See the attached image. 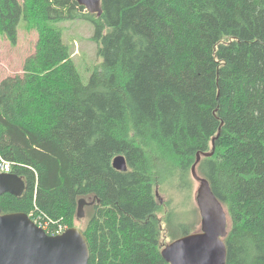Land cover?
I'll return each instance as SVG.
<instances>
[{"label":"trees","instance_id":"16d2710c","mask_svg":"<svg viewBox=\"0 0 264 264\" xmlns=\"http://www.w3.org/2000/svg\"><path fill=\"white\" fill-rule=\"evenodd\" d=\"M102 9L0 0L12 44L22 19L38 33L24 73L0 82V153L26 183L21 196L0 195L3 212L37 209L77 227L84 198L89 264H170L165 237L198 223L175 224L177 207L158 193L190 191L201 153L198 174L228 216L227 264H264V0H102ZM68 19L95 26L102 61L87 84L48 23ZM120 154L126 171L113 165Z\"/></svg>","mask_w":264,"mask_h":264},{"label":"water","instance_id":"95a60500","mask_svg":"<svg viewBox=\"0 0 264 264\" xmlns=\"http://www.w3.org/2000/svg\"><path fill=\"white\" fill-rule=\"evenodd\" d=\"M87 12L102 15V0H77ZM204 153V156H211ZM197 154L192 166L193 178L199 182L196 200L202 217L199 231L183 235L165 244L162 255L170 264H227L229 221L227 212L213 192L208 179L200 176ZM113 165L128 170L126 157L117 155ZM26 189L24 179L15 173L0 172V195L21 196ZM158 193V197H159ZM86 199L78 204V217L84 218ZM91 250L88 239L79 227H69L63 233L49 235L25 212L4 213L0 207V264H89Z\"/></svg>","mask_w":264,"mask_h":264},{"label":"rangeland","instance_id":"374dc122","mask_svg":"<svg viewBox=\"0 0 264 264\" xmlns=\"http://www.w3.org/2000/svg\"><path fill=\"white\" fill-rule=\"evenodd\" d=\"M48 23L62 31L63 40L73 49L77 68L83 82L87 84L92 72L102 61V57L98 54V44L92 38L95 32L94 24L86 19H68L59 22L49 21ZM18 32V41L15 44H12L0 32V82L8 76L22 75L24 73L25 60L28 56L34 54L36 50L38 33L36 30L28 29L24 19L20 21ZM198 186L199 182L193 178L192 188L186 193H159L161 203L169 202L171 206L177 207L178 213L173 218L174 223H191L196 221L198 223L196 226L197 231L201 229L202 222L200 209L196 200ZM161 215L163 216V213ZM85 217L77 222V227L85 225ZM165 228L168 229L167 227ZM181 234H183V230L176 229L175 235L179 236ZM165 239L169 243L172 237L166 236Z\"/></svg>","mask_w":264,"mask_h":264},{"label":"built area","instance_id":"2783aa9c","mask_svg":"<svg viewBox=\"0 0 264 264\" xmlns=\"http://www.w3.org/2000/svg\"><path fill=\"white\" fill-rule=\"evenodd\" d=\"M12 171V162L3 157L0 153V172L10 173ZM32 220L44 230L54 235L63 233L68 227L64 224L54 221L50 217L42 214V211L34 210L29 215Z\"/></svg>","mask_w":264,"mask_h":264},{"label":"flooded vegetation","instance_id":"af4514ba","mask_svg":"<svg viewBox=\"0 0 264 264\" xmlns=\"http://www.w3.org/2000/svg\"><path fill=\"white\" fill-rule=\"evenodd\" d=\"M46 231V230H45ZM49 235H54L53 233H51V232H48V231H46Z\"/></svg>","mask_w":264,"mask_h":264}]
</instances>
